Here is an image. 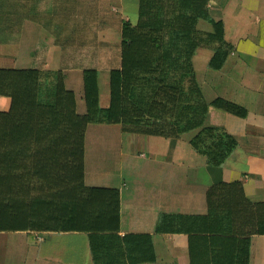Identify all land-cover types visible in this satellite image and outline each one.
Listing matches in <instances>:
<instances>
[{
  "label": "trees",
  "instance_id": "trees-1",
  "mask_svg": "<svg viewBox=\"0 0 264 264\" xmlns=\"http://www.w3.org/2000/svg\"><path fill=\"white\" fill-rule=\"evenodd\" d=\"M38 2L0 0V43L9 42L20 30L25 34L32 31L27 30L30 24L49 26L54 43L62 49L76 42L72 35L75 30L66 29L69 18L65 23L56 22L53 9L44 17L36 7ZM207 3L137 1L136 21L122 20L120 24L118 67L109 70L107 107H100L98 102L95 68L82 69V113L77 111L74 92L66 87L62 69L0 68V96L10 100L9 110L0 112V186L13 179L16 187L15 192L10 186L7 189L11 191L0 188V218L8 206H14L15 216H22L21 173H44L47 187L45 193L32 198L31 205L39 217H32L30 224H0V230L90 234L106 230L102 246L106 259L101 262L90 235L95 264L155 260L150 235L118 237L115 227L95 224L104 215L117 219V209L110 195L108 201H102V189L82 185L86 130L91 124H118L125 133L168 139L191 133L188 143L207 166L220 167L226 161L236 140L223 128L204 125L208 108L239 117L246 116V110L222 98L207 102L196 80L192 58L198 48L211 49V70L220 69L231 51L224 39L223 23L209 15ZM200 21L207 22L211 30H200ZM74 181L78 182L72 188L83 203L69 207L67 189ZM90 195L94 204L86 206ZM206 203L204 215L161 213L154 232L186 234L189 264H249L250 237L264 235V201L248 200L238 182H217L208 187ZM75 218L82 223H75Z\"/></svg>",
  "mask_w": 264,
  "mask_h": 264
},
{
  "label": "crops",
  "instance_id": "crops-1",
  "mask_svg": "<svg viewBox=\"0 0 264 264\" xmlns=\"http://www.w3.org/2000/svg\"><path fill=\"white\" fill-rule=\"evenodd\" d=\"M137 1L112 0V8L124 21L135 22ZM207 8L214 20L223 23L224 39L231 45V51L220 69L211 70L208 68L211 49L198 48L192 58L196 80L207 102L222 98L246 110V116L239 117L218 108H208L204 125L223 128L236 140V147L226 161L220 167L207 166L204 158L188 143L191 133L168 139L125 133L118 124H91L86 130L82 185L102 189V201H108L110 195L117 209V219L104 215L95 224L115 227L118 237L150 235L155 260L139 264H189L187 235L155 233V224L161 213L206 214V191L211 184L238 182L248 200L264 201V0H208ZM201 26L204 31L211 30L205 21L198 22L197 27ZM32 31L39 32V36L33 42L32 38L29 40L18 63L24 66L15 67L16 47L5 42L0 43V68H61L66 87L74 92L77 111L82 113L83 68L74 64L65 70L67 60L60 56L62 48L52 38L44 39L41 28L35 26ZM104 33L116 34L115 44L117 38L120 41V26ZM117 53L118 48L113 67L107 61L110 67L106 70L95 68L100 107L109 104V70L118 67ZM9 108V98L0 96V112ZM21 174L22 216H15L14 206H8L0 224H30L32 217H39L31 204L35 195L47 191L44 173ZM77 182H72L66 191L70 195L69 207L83 203L72 188ZM8 186L15 192V180L0 188L11 191ZM86 199L85 205L93 206V195ZM81 221L74 219L75 223ZM105 233L108 231L90 234L0 230V264H95L90 235L95 256L101 262L106 259L105 249H102ZM248 263L264 264V235L250 237Z\"/></svg>",
  "mask_w": 264,
  "mask_h": 264
},
{
  "label": "rangeland",
  "instance_id": "rangeland-1",
  "mask_svg": "<svg viewBox=\"0 0 264 264\" xmlns=\"http://www.w3.org/2000/svg\"><path fill=\"white\" fill-rule=\"evenodd\" d=\"M36 7L42 11L44 17H49L50 11L57 12L55 21L58 23H65L64 19L69 18V23L66 29L73 28L75 33L72 34L77 39L73 45L64 46L60 51V56L66 58V65L64 69H69V65L77 64L79 68L92 67L107 69L114 66V58L116 56V49L119 46V39L114 43L116 34L104 33L105 30L112 29L114 31L121 24V16L113 10L112 0H38ZM63 1H66L65 3ZM72 13L73 19H70ZM44 22H46V19ZM35 29L34 24L27 27ZM43 32L42 37L45 39L52 38V29L48 27H41ZM204 31L201 26L200 30ZM22 30L15 32L12 39L9 41L10 45H15V67H21L20 58L23 52L28 47V44L34 41L39 36V32L28 30L27 34L22 33ZM64 35V33H63ZM62 35V36H63ZM106 37L108 40H106ZM32 38V39H31ZM31 39V40H30ZM111 39V40H110ZM30 40V41H29ZM29 41V42H28ZM111 41V43L109 42ZM119 41V42H118ZM84 44H81L83 43ZM79 43V44H78ZM6 44V43H5ZM203 48V47H202ZM209 49V48H206ZM40 52V49L36 50ZM44 52V50L42 51ZM118 55V53H117ZM19 61V62H18ZM107 61H110L108 66ZM61 69V68H60Z\"/></svg>",
  "mask_w": 264,
  "mask_h": 264
}]
</instances>
